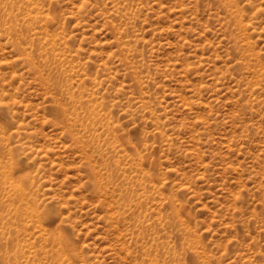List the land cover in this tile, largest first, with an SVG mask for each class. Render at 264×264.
I'll return each mask as SVG.
<instances>
[{"label":"rangeland","instance_id":"1","mask_svg":"<svg viewBox=\"0 0 264 264\" xmlns=\"http://www.w3.org/2000/svg\"><path fill=\"white\" fill-rule=\"evenodd\" d=\"M0 264H264V0H0Z\"/></svg>","mask_w":264,"mask_h":264},{"label":"bare ground","instance_id":"2","mask_svg":"<svg viewBox=\"0 0 264 264\" xmlns=\"http://www.w3.org/2000/svg\"><path fill=\"white\" fill-rule=\"evenodd\" d=\"M17 179V182H18V187H20L21 186V184L19 183V182H21V180L22 181H24V178L23 177H18V178H16ZM19 191L21 192V193H25L26 192V188H25V186H21L20 188H19ZM30 211L31 212H35V211H37V207L35 206V205H30ZM64 247V246H63Z\"/></svg>","mask_w":264,"mask_h":264}]
</instances>
